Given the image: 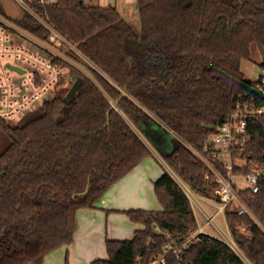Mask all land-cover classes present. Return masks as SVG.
<instances>
[{"label": "trees", "instance_id": "trees-1", "mask_svg": "<svg viewBox=\"0 0 264 264\" xmlns=\"http://www.w3.org/2000/svg\"><path fill=\"white\" fill-rule=\"evenodd\" d=\"M135 1L140 29L114 6L31 0L36 13L76 47L80 54L64 45L94 79L58 59L71 76L84 79L75 97L67 102L70 87L62 85L17 123L0 120L7 139L0 152V264H41L70 244L77 211L96 207L152 154L134 127L147 130L154 118L177 136L163 154L170 168L197 195H216L218 182L192 148H202L237 102L257 99L255 80L245 76L241 62L250 59L253 42L264 53V0ZM0 14L5 16L1 6ZM21 19L16 22L48 38L37 19L27 13ZM248 132L245 156L264 166V119H250ZM154 189L162 209L126 211L144 228L132 239H107L109 258L91 264H147L169 244L198 233L191 201L168 171ZM241 196L251 213L227 206L225 218L244 258L224 240L200 232L179 250L182 260L171 254L168 264H264V180L257 193Z\"/></svg>", "mask_w": 264, "mask_h": 264}, {"label": "built area", "instance_id": "built-area-1", "mask_svg": "<svg viewBox=\"0 0 264 264\" xmlns=\"http://www.w3.org/2000/svg\"><path fill=\"white\" fill-rule=\"evenodd\" d=\"M18 1L24 9L23 14L27 13L37 19L49 30V35L46 40H42L23 26H19L16 20L5 18L0 14V120L5 121H19L26 113L49 99V94H54L65 84V67L57 62L58 59L65 60V55L69 57L64 45L78 52L58 29L36 13L30 3L31 0ZM36 1L43 6L57 2V0ZM134 1L130 0L132 8ZM9 64L23 71L11 69ZM259 68L260 74L255 79L253 87V93L257 99L250 98L237 102L226 120L217 127L216 132L204 141L202 148H192L209 167L219 184L216 190L217 213L209 215L210 219L207 223V225L211 223L218 230L221 227L216 224L215 217L219 214L225 215L227 206H231V210L238 211L239 214L251 213L241 192L250 190L252 193H257L260 182L264 180V166L245 156L246 146L250 141L249 120L258 117L264 119V103H258V98H264V53L261 55ZM70 79L72 80L71 75ZM238 170L241 173H237ZM239 174L245 177L249 185L245 190H238L234 184V177ZM184 185L188 190L185 193L190 197L188 192L191 190L186 184ZM235 203L238 204V208L232 209ZM164 234L167 238L170 237L169 232ZM196 235L180 244H169L163 252L153 256L147 264H168L167 258L171 254H175L178 260H182L179 250L188 248ZM222 238L235 250L233 244H237L233 237L223 233ZM137 264L142 263L138 261Z\"/></svg>", "mask_w": 264, "mask_h": 264}, {"label": "crops", "instance_id": "crops-1", "mask_svg": "<svg viewBox=\"0 0 264 264\" xmlns=\"http://www.w3.org/2000/svg\"><path fill=\"white\" fill-rule=\"evenodd\" d=\"M134 129L152 154L110 187L96 202V207L79 209L75 217L71 243L48 253L41 264H91L96 259H108L107 239H132L137 229L144 228L142 224L133 222L126 211L132 209L159 211L162 209L154 186L155 182L167 171L166 166L168 165L163 163L160 155L171 149L172 140L177 136L156 118L147 130L137 127ZM194 195L198 196L196 193ZM198 197L200 200L208 201L209 205L216 208L214 214L217 213V203L210 201L207 197ZM197 203L202 205L198 199ZM200 211L203 212L201 208ZM194 214L199 225L198 232L222 240L223 233L233 237L227 227L225 215L222 216L227 229L220 226L221 229L218 230L214 227L215 233L211 234L207 232L206 223L201 224L195 211Z\"/></svg>", "mask_w": 264, "mask_h": 264}, {"label": "rangeland", "instance_id": "rangeland-1", "mask_svg": "<svg viewBox=\"0 0 264 264\" xmlns=\"http://www.w3.org/2000/svg\"><path fill=\"white\" fill-rule=\"evenodd\" d=\"M86 5H99L102 7H106L108 5H112L114 6L118 12L121 14V16L129 21L130 23L133 24V26L136 29H140V20H139V16H138V12L137 10H135L134 8L131 7L130 5V0H117V1H113L110 2L109 0H82ZM110 3V4H109ZM0 6L3 8V10L5 11V18H10L13 20H22V14H23V7L22 5L19 3L18 0H0ZM19 26H23L21 23H18ZM250 59H244L241 62V68L243 70V72L245 73V76L249 79V80H255L257 79V77L260 74V68H259V62L261 60V53L259 52L256 44L253 42L251 43L250 46ZM64 56V54H63ZM65 60L68 61L69 63H71L74 67H77L82 73H84L86 76L94 79V75L91 72V70L85 66L84 64L77 62L75 60H73L70 56L66 57V55L64 56ZM64 73L66 75V82L64 85L67 86H71L72 85V80H70V70L68 67L64 68ZM49 98L53 97V93L48 95ZM41 105V104H39ZM38 105V106H39ZM37 106V107H38ZM36 107V108H37ZM34 108V109H36ZM32 109V110H34ZM11 123H17V120H12L10 121ZM7 145V139L6 136L0 131V152L6 147ZM161 160L163 161V163L167 162L164 159V156L161 154L160 155ZM167 171L175 178V180L180 184V186L183 188L184 191L187 190V188L185 187L183 181L180 179V177L170 168V166H166ZM234 184L237 186L238 190H245L248 188V183L245 179V177L241 174L237 175L234 177ZM190 189V188H189ZM191 190V189H190ZM188 191V190H187ZM190 194V201H191V205L192 208L194 209L195 213L197 214L199 221H201V224H205L207 225L208 223V219H210V215H213L215 212V209L213 206L209 205V202L206 200H200L199 199V195L195 196L194 192L191 190L188 192ZM210 201L217 203V196L213 193L211 194L209 197ZM197 199L202 203V205L197 203ZM231 207V206H230ZM200 208L203 212L200 211ZM238 208V204L235 203L232 206V209H237ZM207 209V211H206ZM209 214H208V213ZM223 214L217 215L215 217V222L216 224H219L223 229H227L226 225L224 223V219H223ZM199 226V225H198ZM207 232L214 234V226L209 223L207 225ZM214 228V229H213ZM200 233V232H198ZM235 240V239H234ZM233 247L235 248L236 252L243 257V254L241 253V251L239 250L237 245L233 244ZM244 258V257H243ZM249 263V262H248ZM250 264V263H249Z\"/></svg>", "mask_w": 264, "mask_h": 264}, {"label": "water", "instance_id": "water-1", "mask_svg": "<svg viewBox=\"0 0 264 264\" xmlns=\"http://www.w3.org/2000/svg\"><path fill=\"white\" fill-rule=\"evenodd\" d=\"M137 7H138L137 6V2L134 1L133 8L135 10H137ZM9 66H10L11 69H14V70H17V71H20V72L23 71V69H20L19 67H16V66H13V65H10V64H9ZM72 80H73V83L70 86V88L68 90V93L66 95L67 102H70L75 97V95L77 94V92H78L80 86L82 85L84 79H83V77H81L78 74H73L72 75ZM126 94H127V89L125 88L124 91L122 92L121 98L124 97ZM118 103H119V100L116 101L115 103H113L112 109L116 108L118 106ZM108 115H109V112H108Z\"/></svg>", "mask_w": 264, "mask_h": 264}]
</instances>
